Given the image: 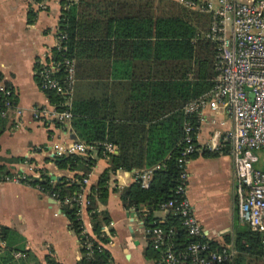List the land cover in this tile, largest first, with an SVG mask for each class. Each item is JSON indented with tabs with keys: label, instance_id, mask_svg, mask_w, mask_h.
Here are the masks:
<instances>
[{
	"label": "trees",
	"instance_id": "trees-1",
	"mask_svg": "<svg viewBox=\"0 0 264 264\" xmlns=\"http://www.w3.org/2000/svg\"><path fill=\"white\" fill-rule=\"evenodd\" d=\"M61 6L58 32L66 36L62 42L66 51L53 50V55L56 59H61L62 53L75 58L78 76L79 68L90 69L85 76L87 93L72 101L74 139L96 145L99 153L102 143L112 144L117 151L107 156L108 168L90 187L87 211H92L89 218L95 238L81 235L77 205L65 202L79 192L78 181L91 167L90 152L50 159L59 169L78 170L83 175L52 181L42 168L38 178L29 177V184L60 204L69 228L78 237L82 255L78 264H111L109 251L101 246L109 243L103 228L109 225L110 218L106 210H98L99 204L107 201L109 174L130 168L153 169L148 189H141L135 182L120 191V201L125 210L136 214L144 229H172L176 249H185L194 240L187 236L180 219L171 214L160 219L152 214L160 210V204L176 197L177 161L185 147L184 124L199 127L197 118L185 115L183 108L213 88L217 51L216 44L207 38L210 16L179 7L173 0H160L157 6L130 0H61ZM30 16L31 20L33 14ZM111 63L112 72L104 75L95 71L96 66L107 68ZM43 93L60 109L64 97L52 91ZM222 150L229 151L228 147ZM196 154L197 151L189 159ZM216 154L203 152L204 156ZM6 174L10 172L0 166V176ZM151 207L153 210H146ZM0 241V264H59L49 256L40 263L26 248L24 237L10 228L0 226ZM86 241L91 255L84 247ZM201 241L211 249L221 247L205 238ZM233 250L226 264H264L261 235L249 228L235 237ZM17 253L19 258L15 257ZM144 254L148 259L159 257L150 245Z\"/></svg>",
	"mask_w": 264,
	"mask_h": 264
},
{
	"label": "crops",
	"instance_id": "crops-1",
	"mask_svg": "<svg viewBox=\"0 0 264 264\" xmlns=\"http://www.w3.org/2000/svg\"><path fill=\"white\" fill-rule=\"evenodd\" d=\"M130 1L152 2L157 6L160 0ZM173 1L179 7L188 9L180 0ZM61 10V0H0V82L14 91L17 105L23 112L18 125H15L13 115L0 119V166L10 173L18 172L33 178H38L36 175L43 168L50 177H59V181L63 177L83 175V172L59 169L50 160L55 157L51 147L55 143L78 139H74L71 127L56 125L53 120L43 123L34 121L31 109L52 106L38 87L36 61L56 44ZM30 13L33 14L31 20ZM73 59L75 82L71 108L74 98L87 93L85 76L90 73L88 67H83L79 68L78 76L76 60ZM96 69L106 75L112 72V63L107 68L96 66ZM220 121L224 123L222 130L230 128L231 122L226 113L213 115L205 111L203 114L196 136L197 154L187 162V194L205 238L234 249L235 237L248 226L241 223L237 216V181L232 157L229 151L224 150L214 156L203 155L206 143ZM114 149L113 154H116ZM88 157L91 167L86 177L90 188L96 185L109 165L107 157L97 150L90 151ZM133 183V174L129 170L110 173L107 201L98 206V210H106L110 218L106 228L109 236L106 249L111 255V264H155L144 254L149 243L142 221L133 211L125 210L119 198L120 191ZM164 216L163 213L155 218L163 219ZM83 220L90 228V218L84 215ZM0 226L24 237L26 248L40 263H45V258L49 256L59 264H78L82 257L78 237L69 228L60 204L52 197L41 194L35 186L0 183ZM2 246L0 241V248ZM15 257L19 258L20 254H15Z\"/></svg>",
	"mask_w": 264,
	"mask_h": 264
},
{
	"label": "built area",
	"instance_id": "built-area-1",
	"mask_svg": "<svg viewBox=\"0 0 264 264\" xmlns=\"http://www.w3.org/2000/svg\"><path fill=\"white\" fill-rule=\"evenodd\" d=\"M180 2L188 9L210 16L207 38L216 44L217 51V74L213 80V88L198 99L187 103L183 108L184 114L195 116L198 124L203 120L205 111L213 115L226 113L229 116L230 128L222 130L224 123L218 122L206 143L205 150L219 153L224 147H228L237 181L238 219L246 224L251 232L260 234L264 245V164L259 166V157L254 154V151L264 149V0H180ZM65 39L66 36L58 32L54 47L36 61L39 89L52 91L64 97V100L59 106L60 109L55 105L33 107L31 116L36 122L53 120L70 129L75 62L73 58L63 53L61 59H56L53 55V50L66 51L62 45ZM22 113L14 91L0 82V119H8L13 115L14 123L18 125ZM197 132L198 127L194 129L189 122L184 124L185 147L177 161L179 174L175 189L176 197L159 206L165 215L171 214L180 219L185 233L194 242L189 243L183 250H177L172 239L174 234L172 229L165 231L157 226L143 228L144 234L150 239V247L159 254L154 260L155 264H226L235 253L232 248L224 246L211 249L206 241H201L205 238L203 229L193 212L187 194V162L189 156L197 151L195 144ZM99 145L104 157L114 153L112 144ZM92 150H96V145L89 146L79 140L55 143L51 147L53 155L58 157L85 155ZM129 171L141 189H148L153 169L130 168ZM29 181L28 176L18 172L0 176V183L30 185ZM78 184L79 192L65 202L70 201L77 205L76 216L81 223V235L95 238L91 233V227L88 228L83 220L84 215L89 217L92 213L87 211L90 206L88 178L83 177ZM35 187L39 190L37 186ZM106 228L107 226L103 228L105 233ZM83 244L88 251L87 255H91L90 243L86 241ZM107 244L101 246L106 249Z\"/></svg>",
	"mask_w": 264,
	"mask_h": 264
},
{
	"label": "rangeland",
	"instance_id": "rangeland-1",
	"mask_svg": "<svg viewBox=\"0 0 264 264\" xmlns=\"http://www.w3.org/2000/svg\"><path fill=\"white\" fill-rule=\"evenodd\" d=\"M254 154L259 157V161H260L259 166L264 164V149L254 151ZM152 215H153V217L162 216L163 212L160 210H156L153 212Z\"/></svg>",
	"mask_w": 264,
	"mask_h": 264
},
{
	"label": "water",
	"instance_id": "water-1",
	"mask_svg": "<svg viewBox=\"0 0 264 264\" xmlns=\"http://www.w3.org/2000/svg\"><path fill=\"white\" fill-rule=\"evenodd\" d=\"M249 97L252 98V95L249 94ZM51 179H52L53 181H59L60 178H59V177H55V176H53V177H51ZM142 210H144V209L142 208ZM146 210H153V207H151V208H146ZM129 230H130L131 235L133 236L132 229L130 228Z\"/></svg>",
	"mask_w": 264,
	"mask_h": 264
}]
</instances>
